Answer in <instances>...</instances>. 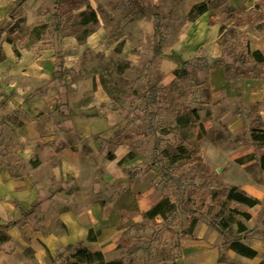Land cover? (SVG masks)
<instances>
[{
	"label": "rangeland",
	"instance_id": "rangeland-1",
	"mask_svg": "<svg viewBox=\"0 0 264 264\" xmlns=\"http://www.w3.org/2000/svg\"><path fill=\"white\" fill-rule=\"evenodd\" d=\"M184 6V0H160L157 4L147 0H0V56L1 46L9 38L33 58L52 57L56 62L54 83L63 93L58 109L69 118L62 121L67 127L87 122V129L94 131V141L82 140L75 147L87 165V180H93L94 172L106 197L109 189L116 193L135 176L146 175L153 199L168 200L165 219L161 223L150 220L149 234L143 233L144 240L137 241L147 250L153 248L150 259L160 264H178L180 250L174 246L185 236L192 218L209 224L216 215L209 195L220 199L222 189L200 191L201 184L212 179L224 187L242 185L245 175L235 166L238 155L229 158L230 154L242 145L253 155L264 150V145L252 144L250 130L228 131V123L242 114V108L249 115L263 113L264 118L262 99L247 102L238 98L241 94L233 88L246 79L225 81L228 89H223V101H217L212 92L211 71L220 69L224 77L226 73L233 76L229 67L235 56L220 58L219 51L215 55L209 50L197 53L200 59L177 66L187 74L179 72L173 77L172 72L162 70V60L171 57L174 41L185 33ZM218 10L215 5L213 12ZM143 21L151 24V35L146 34ZM258 26L248 24L245 30L251 49L264 54V23ZM205 61L207 69L197 67ZM217 62L221 66L213 68ZM86 78L92 79L93 91L81 106L71 110L65 95L73 83ZM260 88L264 89L261 78L252 85L255 92ZM157 97L161 98L158 105ZM22 111L19 108L17 114L25 118ZM71 115L75 118L70 119ZM179 117L189 124L178 126ZM141 130L148 135L143 136ZM64 137L79 142L82 134L69 132ZM128 152L132 159L125 156ZM109 153L114 160L107 159ZM97 157L103 163L112 161L116 184L108 178L106 167H101V176L98 174ZM235 207L248 210L242 205ZM225 213L227 217L231 214ZM231 217L241 220L247 231L238 233L237 227L230 225L223 236V256L226 244L236 237L264 231L260 219L245 221L236 213ZM66 256V249H61L49 256L48 264H66ZM224 259L228 264H244Z\"/></svg>",
	"mask_w": 264,
	"mask_h": 264
},
{
	"label": "crops",
	"instance_id": "crops-1",
	"mask_svg": "<svg viewBox=\"0 0 264 264\" xmlns=\"http://www.w3.org/2000/svg\"><path fill=\"white\" fill-rule=\"evenodd\" d=\"M200 1L184 0V13ZM257 1L229 0L226 5L249 9ZM211 17V12H205L195 21L187 22L185 33L173 43L171 57L162 60L163 71L173 72L199 52L206 54L211 50L216 55L219 51L216 43L219 25H209ZM1 48L0 151L4 156H0V225L7 228L11 241L0 252V264H48L49 256L78 243L91 251H100L106 262L123 260L134 264H160L150 259L153 248L147 250L137 242L144 240L143 233L149 234L147 225L150 219L145 213L158 202L153 199V188L146 175L135 176L116 193L109 189L104 197L105 191L97 185L94 172L93 180H87L90 177L87 165L75 148L82 140L94 141V131L87 129V122L67 127L66 121H62L68 117L58 109L63 93L61 86L54 83L55 60L49 56L33 58L21 49L16 55L14 47L7 42H3ZM210 80L212 92L217 94L216 100L223 101V89H228L223 72L220 69L211 71ZM257 81L246 79L237 88L233 87L241 94L238 98L248 99L247 102L262 99L264 89L260 88L258 92L252 89ZM92 86L91 78L73 83L65 95L71 110L81 106V101L93 91ZM19 108L24 110L25 118L17 114ZM241 112L228 123V131L238 134L250 130V115L244 108ZM41 115L47 116L42 118ZM74 118L71 115L70 119ZM76 131L82 134L79 142L64 137ZM246 153L251 152L242 145L229 158ZM262 153L252 160L240 157L243 163L234 164L245 175L242 185H235L261 203L250 208L253 214L250 220H259V211L263 207L264 226V170L256 165ZM97 159L98 174L101 176V167H106L108 178L116 184L117 180H112L115 171L112 161L103 163ZM158 217L154 219L161 223L163 219ZM139 229L141 234H138ZM90 233L94 237L92 240H88ZM240 239L256 250L257 256H241L228 249L226 244L222 252L225 258L240 260L244 264H264V231L243 235ZM222 241V234L198 219L191 236L179 239L177 263L228 264L226 259L219 260L221 246L225 245ZM128 249H131L130 254Z\"/></svg>",
	"mask_w": 264,
	"mask_h": 264
},
{
	"label": "trees",
	"instance_id": "trees-1",
	"mask_svg": "<svg viewBox=\"0 0 264 264\" xmlns=\"http://www.w3.org/2000/svg\"><path fill=\"white\" fill-rule=\"evenodd\" d=\"M229 0H202L199 3L193 4L189 7L186 12L185 21L192 22L199 18L205 12H211L212 17L209 20L208 24L218 23L219 32L216 38V43L219 47L220 58L223 56H235L234 64L229 67L234 75L230 76L229 74H225V81L232 82L236 81L238 78L242 79H263L264 80V54L261 50H253L250 47V42L248 40V33L245 30V27L248 24L256 25L257 27L259 23H264V0H258L252 8L249 9H234L231 7H227L226 4ZM215 3V4H214ZM219 9L218 11L213 12L214 7ZM93 20H95V15L91 13ZM5 42L14 47V52L16 55H19L18 48L14 45V41L11 39H5ZM200 59L195 55L192 59L184 62V65H188L189 63ZM221 63L217 62L213 68L220 67ZM200 69H207L208 64L206 61L202 64V66H197ZM187 74L185 70L182 68L176 67L173 69L172 76H177L178 73ZM262 102L264 103V94L262 96ZM158 99V100H157ZM156 104H160V99L157 97ZM156 116V115H155ZM198 118V117H197ZM196 118V119H197ZM178 126H187L189 124L188 120H185L184 117H179L177 119ZM250 140L252 144H258L260 146L264 145V118L261 113H256L255 115H250ZM141 134L143 136H147L148 133L146 131L141 130ZM248 148V146H246ZM127 158L132 159L133 155L131 152H128L125 155ZM107 159L114 160V156L112 154H107ZM244 157L247 160H252L256 157L253 153H246L243 156L236 157V162L242 164V158ZM36 164V163H35ZM256 165L264 170V153L257 159ZM212 188L222 189L220 199H214L209 195V198H212L214 201V206L217 209L216 215L209 222V226L211 228L216 229L222 236H224L228 230L230 229V225L234 224L237 227L238 233H244L247 231V227H245L244 223L241 220H232L231 214L240 215L245 221H249L252 217V212H250V208L256 205H260V201L257 198L246 195L237 185L224 187L222 182H217L212 179H207L205 182L201 184L198 188L200 191L210 190ZM168 203V200L158 201L155 203L149 210L145 213L148 220L154 219L157 216L165 219V210L164 204ZM235 205H242L246 207L247 211L238 210ZM262 209L259 211V219L263 223L262 218ZM226 210L231 213L229 216H225ZM198 221L197 218H192L189 224V229L187 230L185 236H191L193 231V226ZM91 234L88 236V240H92L94 238L91 237ZM11 241V236L8 234L7 228L0 225V252L4 250V246ZM173 248V247H172ZM174 248L179 252L180 244L174 246ZM227 248L238 253L241 256H245L247 258L257 256L256 250L250 248L243 241H241L240 237H236L227 245ZM67 256H66V264H134L131 261H110L106 262L103 260L102 253L98 250H89L86 246H83L81 243L78 245H69L66 248ZM131 253V249H128V254ZM220 261L224 260V256L220 255ZM138 264V263H136Z\"/></svg>",
	"mask_w": 264,
	"mask_h": 264
},
{
	"label": "bare ground",
	"instance_id": "bare-ground-1",
	"mask_svg": "<svg viewBox=\"0 0 264 264\" xmlns=\"http://www.w3.org/2000/svg\"><path fill=\"white\" fill-rule=\"evenodd\" d=\"M142 27L145 28L146 34L151 35L153 29L151 28V24L149 22H144L142 23Z\"/></svg>",
	"mask_w": 264,
	"mask_h": 264
}]
</instances>
